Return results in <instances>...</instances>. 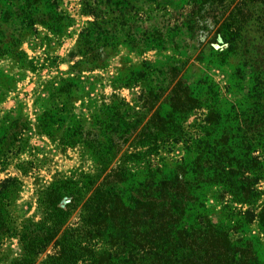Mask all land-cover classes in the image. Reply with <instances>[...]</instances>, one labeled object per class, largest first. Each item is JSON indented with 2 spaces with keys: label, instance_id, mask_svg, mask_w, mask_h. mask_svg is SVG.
<instances>
[{
  "label": "rangeland",
  "instance_id": "374dc122",
  "mask_svg": "<svg viewBox=\"0 0 264 264\" xmlns=\"http://www.w3.org/2000/svg\"><path fill=\"white\" fill-rule=\"evenodd\" d=\"M240 1L249 0H224L225 17ZM190 2L0 0V184L14 180L2 211L20 224L51 227L45 193L58 186L64 194L59 207L70 193L83 199L63 227L76 228L82 203L106 175L99 174L100 157L109 161L107 172L128 169L119 188L126 194L144 182L151 166H162L167 176L191 157L208 105L225 114L248 108L254 77L264 82V22L250 23L238 45L246 49L222 54L229 44L216 37L220 24L212 23L220 7L208 13V29L192 33L185 23ZM178 83L189 86L201 105L170 117L168 100ZM259 92L264 97V86ZM162 118L174 119L183 132L143 142L141 130ZM102 145L111 147L99 154ZM198 186L200 211L232 242H251L257 264H264V176L249 203L220 186ZM52 251L50 245L36 264ZM21 254L17 238L0 235V264Z\"/></svg>",
  "mask_w": 264,
  "mask_h": 264
},
{
  "label": "trees",
  "instance_id": "16d2710c",
  "mask_svg": "<svg viewBox=\"0 0 264 264\" xmlns=\"http://www.w3.org/2000/svg\"><path fill=\"white\" fill-rule=\"evenodd\" d=\"M223 2L193 0L188 4L191 9L185 23L192 33L206 30L208 13L220 7L221 13L212 17L215 26L220 24L215 35H221L229 44L222 54H234L241 48L238 45L246 29L252 27L250 23L264 22L259 17L264 15V0L240 1L226 17L228 7ZM246 48L244 45L241 49ZM262 86L264 82L254 77L253 94L248 96L249 106L244 112L231 109L225 114L212 103L208 105L204 125L199 127L201 135L192 141L189 150L191 157L175 164L167 176L162 166H151L144 182L126 194L119 188L128 169L118 166L107 172L109 161L100 157L99 174L106 175L100 183L92 182L97 184L82 203V222L76 228L63 229L70 208L83 201L78 192L68 195L70 202L65 209L58 206L64 197L58 186L45 193L47 208L53 215L51 227L30 221L20 224L9 210H1L8 184L14 180L1 183L0 235L17 238L22 250L21 256L9 264H36L37 257L50 245L53 251L43 264H257L251 242H232L222 228L200 211L203 204L197 202L196 189L199 183L204 187L220 186L237 201L249 203L246 198L264 176V97L259 92ZM168 102L170 117L201 105L183 83L171 90ZM179 127H175L174 119L162 118L151 130L149 125L143 128L139 138L143 142L168 139L171 133L183 132ZM110 147L102 145L97 151L101 154ZM192 215L195 219L189 222Z\"/></svg>",
  "mask_w": 264,
  "mask_h": 264
},
{
  "label": "water",
  "instance_id": "95a60500",
  "mask_svg": "<svg viewBox=\"0 0 264 264\" xmlns=\"http://www.w3.org/2000/svg\"><path fill=\"white\" fill-rule=\"evenodd\" d=\"M219 40H221V39L219 38ZM68 201H69V199L64 200V201L61 203V207H64V205H65Z\"/></svg>",
  "mask_w": 264,
  "mask_h": 264
}]
</instances>
